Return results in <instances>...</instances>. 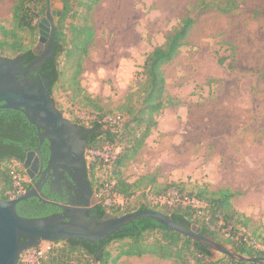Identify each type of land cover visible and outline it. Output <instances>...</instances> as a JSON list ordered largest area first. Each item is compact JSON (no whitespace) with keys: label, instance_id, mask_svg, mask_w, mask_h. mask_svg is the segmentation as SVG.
Masks as SVG:
<instances>
[{"label":"rangeland","instance_id":"1","mask_svg":"<svg viewBox=\"0 0 264 264\" xmlns=\"http://www.w3.org/2000/svg\"><path fill=\"white\" fill-rule=\"evenodd\" d=\"M16 1L0 0V22L8 28ZM199 3L101 0L90 15L94 41L82 62L79 80L94 104L105 112L117 113L138 84L147 54L162 45L167 32L191 14L195 25L186 46L164 67L171 105L156 117L158 126L124 170V177L135 182L152 174L162 187L175 181L184 183L189 192L203 184L212 191L229 188L235 193L234 208L251 217L254 228L259 227L264 235V0H238L232 13L204 9ZM51 8L62 12V0H51ZM70 23L83 24L80 16L66 25ZM65 33L68 36L58 62L66 74L53 87V99L70 121L87 126L94 109L82 97L75 99L70 86L75 71L70 65H76L77 60L68 59L66 50L72 47L73 35L69 28ZM115 118L108 115L105 121L114 123ZM96 151L99 154L86 152V160L115 153L108 144ZM10 165L18 167L16 162ZM23 171L24 175H19L22 182L27 179ZM107 176L106 171H97L96 193L106 197L105 204L126 205L121 197L110 196ZM145 191L129 201L134 212L144 201ZM161 197L158 202H174L178 194L171 191ZM51 247L52 243L43 242L25 251L20 261L35 264L38 253L45 254ZM119 247V243L112 244L113 255H118ZM119 264L176 263L143 256L124 257Z\"/></svg>","mask_w":264,"mask_h":264},{"label":"trees","instance_id":"2","mask_svg":"<svg viewBox=\"0 0 264 264\" xmlns=\"http://www.w3.org/2000/svg\"><path fill=\"white\" fill-rule=\"evenodd\" d=\"M100 1L62 0L64 10L55 28L54 52L42 67L43 71L48 72L47 78L52 82L53 98V87L66 74L60 69L58 59L63 53V43L68 36L65 29L69 28L70 35H73L70 41L72 47L66 52L69 60H77L76 65H70L75 69L70 86L75 99L82 97L83 101L94 109L93 118L88 120V125H80L82 128L93 130L88 151L103 149L108 144L115 152L114 156L108 159L91 156L92 159L87 160L90 184L94 189L97 171H106L110 196L121 197L126 204L108 205L105 204L106 197H102L100 216L105 213L122 216L134 212L136 209L131 208L129 201L144 189V201L139 204L138 211L158 212L187 228L196 225L201 228L203 236L234 254L248 259H264V235L259 227L254 228L251 217L234 208L235 193L229 188L212 191L208 185L203 184L195 185L194 190L189 192L184 183L175 181L162 187L152 174L142 176L135 182H130L124 177V170L140 154L158 126L156 117L171 105L167 96L164 67L177 59L182 48L186 46L195 19L189 14L167 32L165 42L147 54L139 82L127 94L122 107L117 113H108L103 107L93 103L79 80L83 73L82 62L94 41V27L91 25L90 15ZM237 1L200 0L199 7L232 13L237 9ZM48 5L49 0L16 1L12 10L11 27L8 28L0 22V58H17L24 65L38 58L34 53L35 44L39 39L38 25L39 20L46 16ZM78 16L82 18V25H66L68 20H75ZM108 115L116 117L114 123L105 121ZM29 125V121L20 111L0 110V199L10 200L8 194L14 191L15 176L24 175L22 163L25 152L21 144L27 141L17 135V130ZM12 162H16L18 167H12ZM22 185L26 189L24 181ZM171 191L178 194L174 202H158V197L162 198V195L166 196ZM17 212L26 218L50 215V212H46L45 207L42 208L34 199L20 202ZM125 229L122 234L104 241L101 248L98 244L75 239L52 243V247L38 257L35 264H119L124 257L143 256H153L176 264H264L263 260H240L222 254L211 246L176 232L151 218L135 219ZM113 243L120 244L116 256L110 249ZM20 264L26 263L20 261Z\"/></svg>","mask_w":264,"mask_h":264},{"label":"water","instance_id":"3","mask_svg":"<svg viewBox=\"0 0 264 264\" xmlns=\"http://www.w3.org/2000/svg\"><path fill=\"white\" fill-rule=\"evenodd\" d=\"M51 12L49 0L48 14ZM55 20L49 33L45 24L48 18L44 17L38 25L39 42L34 48L38 56L36 60L24 65L17 58H0V110L11 109L22 111L28 120L37 127L45 129V136L52 145L53 159L64 160L68 166L79 171L86 193L94 201H100L97 193H93L89 186L87 165L85 159L87 142L81 139L86 133L70 121L56 106L52 94V82L42 73L38 77L33 74L40 72L45 61L53 55L55 43V28L62 12L52 10ZM47 47L44 49V45ZM44 51V53H42ZM43 135V136H44ZM33 196L36 192H26L11 200L0 199V264H20L22 254L43 242L59 243L66 240H82L98 244L113 236L126 231L123 227L141 217L156 220L176 232L205 243L222 254L236 257L240 260L248 259L236 255L230 250L218 245L213 240L201 234V228L194 225L187 228L152 210H139L122 216L108 213L104 219L88 218L87 209L64 208L67 219L60 214H52L39 218L22 217L17 212V205Z\"/></svg>","mask_w":264,"mask_h":264},{"label":"flooded vegetation","instance_id":"4","mask_svg":"<svg viewBox=\"0 0 264 264\" xmlns=\"http://www.w3.org/2000/svg\"><path fill=\"white\" fill-rule=\"evenodd\" d=\"M45 17L48 18V23L44 26L48 29L46 32L49 33L55 20L52 8L50 14H48L47 11ZM42 53H44V51ZM39 57L40 56H38V58ZM42 73H47L48 75V72L41 70V73H34L33 76L38 77ZM20 112L28 120L27 116L22 111ZM29 124L28 127H20L17 130V135L27 141L21 144L25 152L22 166L27 174V179L24 181L26 184V189H24V191L25 193L34 191L38 195L29 199H34L40 203L42 208L45 207L46 212H50V215L60 214L67 219L68 215L64 211V208H79L87 209L86 215L88 218L104 219L108 213L100 216L101 197L98 195L100 201H94L93 197L86 193L83 182L78 174L79 171L68 166L62 159H53L52 145L49 139L44 135L45 129L43 127H37L30 121ZM78 126L80 127V131L86 132L81 135V139L87 142L88 146L85 149L86 152H88L89 138L93 130L82 128L80 125ZM86 152L85 159H87ZM89 186L92 192L96 193L95 189H93L90 184V179ZM125 227H123V229H125Z\"/></svg>","mask_w":264,"mask_h":264},{"label":"built area","instance_id":"5","mask_svg":"<svg viewBox=\"0 0 264 264\" xmlns=\"http://www.w3.org/2000/svg\"><path fill=\"white\" fill-rule=\"evenodd\" d=\"M92 154H99L97 151H90ZM97 156H99V155H97ZM105 159H108V158H105ZM15 179L17 180V181H19L18 182V187H14V191L13 192H10L8 195L10 196V200L11 199H15V198H18V197H20L21 195H23L24 193H25V191H24V187H23V185H22V179H21V177L18 175V177H16L15 176ZM18 188V189H17ZM32 249V248H31ZM30 250V249H29ZM28 251V250H27ZM38 255L39 256H42L43 255V252L42 251H40L39 253H38ZM33 263L35 262V256L33 257V259L31 260Z\"/></svg>","mask_w":264,"mask_h":264}]
</instances>
